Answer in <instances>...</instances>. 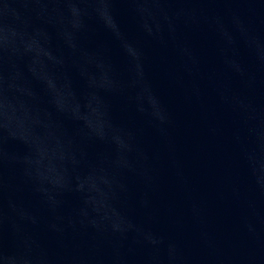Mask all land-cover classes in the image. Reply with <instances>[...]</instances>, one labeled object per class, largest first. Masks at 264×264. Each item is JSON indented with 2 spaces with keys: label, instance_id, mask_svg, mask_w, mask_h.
Listing matches in <instances>:
<instances>
[{
  "label": "water",
  "instance_id": "95a60500",
  "mask_svg": "<svg viewBox=\"0 0 264 264\" xmlns=\"http://www.w3.org/2000/svg\"><path fill=\"white\" fill-rule=\"evenodd\" d=\"M0 264H264V0H0Z\"/></svg>",
  "mask_w": 264,
  "mask_h": 264
}]
</instances>
